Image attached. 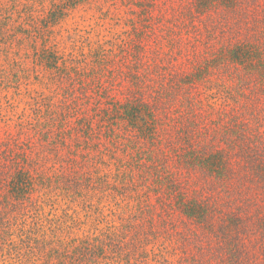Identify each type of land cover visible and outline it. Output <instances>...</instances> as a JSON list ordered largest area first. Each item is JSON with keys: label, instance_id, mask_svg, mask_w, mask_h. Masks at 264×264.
<instances>
[{"label": "trees", "instance_id": "trees-1", "mask_svg": "<svg viewBox=\"0 0 264 264\" xmlns=\"http://www.w3.org/2000/svg\"><path fill=\"white\" fill-rule=\"evenodd\" d=\"M76 4L47 9L34 40ZM165 16L160 34L146 22L128 34L119 76L61 65L49 42L33 49L55 93L39 98L27 123L41 153L0 138L8 258L99 264L131 255L144 264L148 246L164 245L172 258L191 260L195 249L201 264H264V0H183ZM104 55L98 65L110 62ZM46 189L124 204L108 221L96 213L104 228L69 239L46 218Z\"/></svg>", "mask_w": 264, "mask_h": 264}, {"label": "rangeland", "instance_id": "rangeland-1", "mask_svg": "<svg viewBox=\"0 0 264 264\" xmlns=\"http://www.w3.org/2000/svg\"><path fill=\"white\" fill-rule=\"evenodd\" d=\"M78 1L0 0V138L6 142L7 138L4 137L10 134L14 140L21 143L19 146L23 149L34 144L31 147L32 155L42 151L38 148V137L27 124L34 122L35 115H33L32 108L40 97L51 95L53 98V93H55L53 84L47 80L50 74L42 66L39 57L33 53V49L42 42L43 45L49 42L52 51L57 53L61 65L81 70L93 65L99 68L102 74L109 70V75L112 70L116 76H119L114 69L120 65L119 57L124 43L129 41L128 34L133 28L140 29L142 22L152 23V27L158 29L160 34V25L163 23L162 20H165L166 13L173 8L175 10L178 3L183 0ZM64 2L77 4L64 10L63 17L49 27L43 41L34 40L31 31H36L35 28L39 30V23L42 27L45 26L44 15L47 9ZM167 26L171 25L167 24ZM18 37L21 40L15 46ZM13 38L16 39L15 42L10 43ZM47 46L44 47L47 49ZM100 54H105L104 59L110 62H100L98 65V61H101L98 57ZM96 63L98 66L95 65ZM48 90L51 92L49 93ZM62 137L56 138L61 147L63 144H69V140ZM53 155L55 154L49 157L52 163L50 166L58 169L59 164ZM33 158L38 159V156ZM51 173L52 171L47 172L48 175ZM46 191L44 195L48 197V202L44 203L46 218L52 219V228L56 225L64 227L65 236L63 237H69V239L81 234L90 235L94 233L96 227L104 228L106 223L99 218L98 221L96 215L100 214L96 213L104 212L105 219L108 221L109 213L115 212L118 215L119 206L124 204L116 195L119 193L115 192L113 194L117 196L116 198H111L113 197L111 195L110 198L105 199V196L97 195L96 198L100 200L98 203V199L95 200V198L91 201L84 196L88 200L84 198L80 200L81 196L73 199L59 191L52 190L49 193L48 189ZM147 248L149 252H147L144 264H201L206 260L200 258L195 249L191 250L193 258L189 260L184 256L183 258L167 256L164 245H150ZM6 254L0 252V264H38L30 256L18 261L12 255L8 258ZM136 257L130 255L128 258L130 262L105 259L99 264H133V259ZM64 261L62 264H76L73 258Z\"/></svg>", "mask_w": 264, "mask_h": 264}]
</instances>
